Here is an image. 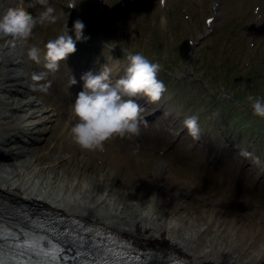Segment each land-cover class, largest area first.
<instances>
[{
  "label": "rangeland",
  "instance_id": "374dc122",
  "mask_svg": "<svg viewBox=\"0 0 264 264\" xmlns=\"http://www.w3.org/2000/svg\"><path fill=\"white\" fill-rule=\"evenodd\" d=\"M76 2L77 7L69 9V0H49L57 22L38 25L27 41L17 40L26 73H46L64 100L59 115L65 120L67 110L72 114V104L83 90L78 71L99 74L107 65L117 80L124 75L129 55L142 54L160 64L158 79L166 91L158 102L140 103V135L109 140L129 156L123 167L140 175L130 182V192L144 187V173L164 164L169 178L190 193L187 203L194 211L216 205L226 218L238 216L241 233L257 226L264 230V118L254 114L248 99L264 101V0ZM21 5L16 0L13 6ZM42 10L39 5L29 8L34 16ZM161 17L167 19L166 27H161ZM78 18L89 39L78 41L77 51L57 70L46 69V43L63 34L75 40L71 29ZM33 45L40 50L39 63L27 55ZM46 81L39 85L47 86ZM51 86L42 96L49 93L56 99ZM157 109L165 120L150 117ZM193 116L201 129L199 139L184 127V120ZM47 135L27 146L43 149L55 138ZM75 153L81 157L82 149ZM9 154L0 149L3 161L12 158Z\"/></svg>",
  "mask_w": 264,
  "mask_h": 264
},
{
  "label": "bare ground",
  "instance_id": "6f19581e",
  "mask_svg": "<svg viewBox=\"0 0 264 264\" xmlns=\"http://www.w3.org/2000/svg\"><path fill=\"white\" fill-rule=\"evenodd\" d=\"M17 1L21 6L26 2ZM15 2L0 0V15ZM20 44L11 37L0 39V149L12 155L7 162L0 159V218H12L36 204L49 210L61 233L88 226L96 232L90 237L96 238L107 232L97 229L102 227L133 242L164 248L189 264H263L264 230L257 226L241 233L238 216L228 219L216 205L194 211L187 203L190 193L169 178L164 164L144 173V187L130 192V182L140 175L123 167L129 156L111 141L103 152L82 149L78 157L79 146L70 133L76 118L68 110L65 120L59 115L64 100L53 84L50 91L56 99L49 93L42 96L39 81L23 68ZM115 79L110 76L111 83ZM135 99L144 106L149 102L145 97ZM150 117L166 118L161 109ZM45 134L55 136L54 141L43 149L27 146ZM7 223L0 225L10 229Z\"/></svg>",
  "mask_w": 264,
  "mask_h": 264
},
{
  "label": "clouds",
  "instance_id": "9594fccd",
  "mask_svg": "<svg viewBox=\"0 0 264 264\" xmlns=\"http://www.w3.org/2000/svg\"><path fill=\"white\" fill-rule=\"evenodd\" d=\"M79 3L69 0L67 7L76 8ZM35 5L41 6L34 16L29 8ZM49 0H30L27 6L10 7L0 15V39L11 37L13 40L27 41L38 25L55 24L58 16ZM161 27H166L167 19L161 17ZM85 24L81 19L73 22L72 31L75 40L69 34H63L49 40L46 45L44 67L55 71L59 63L65 61L71 54L77 51L76 43L86 41L89 37L84 35ZM66 33L69 29L66 25ZM39 49L33 45L28 49L30 60L39 63ZM129 64L124 75L110 82L111 69L105 65L99 74L91 71L81 76L83 90H81L72 104V113L76 123L71 127L72 141L81 149L88 151L105 150V143L115 137H127L131 139L139 136L142 108L135 98L145 97L149 102L155 103L161 100L166 91L165 84L158 79L161 66L153 63L142 54L128 56ZM46 73L34 74L35 81L43 80ZM77 81L73 78L72 85ZM51 86L41 85L40 89L48 91ZM252 101V109L256 116L264 118V101L248 97ZM184 127L188 134L199 139L201 129L196 117H188L184 120Z\"/></svg>",
  "mask_w": 264,
  "mask_h": 264
},
{
  "label": "snow or ice",
  "instance_id": "6c2138e0",
  "mask_svg": "<svg viewBox=\"0 0 264 264\" xmlns=\"http://www.w3.org/2000/svg\"><path fill=\"white\" fill-rule=\"evenodd\" d=\"M81 232L90 231L87 228L76 226ZM56 237L63 239H53L49 237L35 236L29 233L15 234L8 231L3 225H0V250L3 248H11L14 250L13 259H18L17 264H25L23 257L28 256L27 264H67L69 261H76L81 256L80 248L88 245L92 249V254L96 257L89 264H97L100 258L101 245L95 239H86L84 236L76 232V229L65 231L63 233L53 229ZM76 232L74 235L73 233ZM65 244L69 247H65ZM75 249L74 255L69 257L68 252ZM111 251V249H107ZM33 256L35 259H33ZM0 264H5L3 257H0ZM103 264H108L107 260Z\"/></svg>",
  "mask_w": 264,
  "mask_h": 264
}]
</instances>
